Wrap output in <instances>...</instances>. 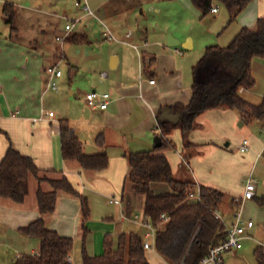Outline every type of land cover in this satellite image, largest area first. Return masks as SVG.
<instances>
[{
	"label": "crops",
	"instance_id": "1",
	"mask_svg": "<svg viewBox=\"0 0 264 264\" xmlns=\"http://www.w3.org/2000/svg\"><path fill=\"white\" fill-rule=\"evenodd\" d=\"M69 1L0 0V19L3 21V6L6 2L14 4L17 8L15 19L17 30L11 32L10 26L6 24L8 33L0 35V161L12 144L21 153L32 157L41 169L56 170L67 175L70 181L79 188L80 193L90 198L92 202L95 199L92 197L93 192L102 193L104 196L111 194L113 197H110L109 203L120 205L122 213L114 211L113 214L110 213L105 217L111 226L105 236L110 234L116 241L121 233L132 232L140 235L144 242L154 243L155 238H147L150 229L145 221L148 219L144 211L145 197L137 194L132 182L128 180L130 166L125 154L130 151L155 148L154 139L160 133L157 114L162 106L173 105L178 102L184 104L190 102L193 82L189 78L190 70L193 69L199 59L193 63L189 57V51L198 45L203 55L207 46L214 45V43H210L213 42L214 37L223 39V42L227 43H221L222 46H227L243 27L256 28L258 19L264 17V0H249L248 5L238 13L234 21L230 22L229 28L224 26L226 20L230 21V14L224 19L222 16L218 24L210 26L209 30L198 36L190 31H162L159 35L153 36L154 39H149V35L140 28L138 29L139 34H133L130 28L126 29L121 37H117L111 29L110 22L115 16L135 9L142 13V7L135 5V2H141V0L103 1L96 9L105 21L108 20V23L92 9L91 0H87V2L93 14L88 13L82 6H77L76 0H72L82 14L77 19H70L63 9L64 4L69 3ZM32 12L40 15L43 25L41 24L40 27L29 26L27 29L24 23L27 18L32 16ZM210 12L214 18H217L220 8L218 7L217 12ZM193 13L197 14L196 12ZM84 17H92L101 23L103 26L102 46L103 49L107 50V53L102 51L103 58L107 62L101 64L102 67L99 68L96 65L89 67V75L82 74V68L70 60L61 45L52 49L51 40L47 34L48 31L54 29L56 41H58L57 37L59 36H66L65 39H67L70 34L65 28L63 32L59 30V24H56L57 20L62 18H66L67 22L77 20L76 28ZM193 17L195 16L193 15ZM222 27L225 30L219 32ZM106 29L110 30L113 38L104 36ZM36 31L43 34L38 37L39 41L32 34ZM19 33H21L20 36H18ZM79 33L85 34L84 32ZM85 35L89 40L88 34ZM34 39L36 43H34ZM215 44L220 45V43ZM58 50L61 52L58 53ZM92 55L94 53H91ZM151 57H154V62L152 67L146 70L144 61L146 62ZM63 59L68 62L67 78H64V71L60 69ZM55 64L62 71V75L55 78L57 83H62L65 88V84L69 81L73 87L70 93L81 96V100H76L75 103L66 90L57 93L59 84L58 90H53L50 87V76L46 72V68ZM252 73L256 79L255 86L259 87L260 81H263L264 95V58L253 59ZM157 75L158 77H156ZM151 79L155 80L154 83L150 82ZM88 80L90 86L87 87L89 89L83 87ZM91 90L99 93L107 92L111 95L107 108L102 109L89 104L87 94ZM49 93L53 94L57 102L66 101V109L61 108V117H57L55 112L53 116H49L48 112L51 110L45 111L44 101ZM239 93L242 98L250 103L259 104L261 102L260 100H250L249 96L245 92L242 93L241 90ZM230 110L225 114L238 118L237 114L233 112L234 110ZM216 112L217 109L204 111L196 119L198 128L192 131L189 136V141L194 146L188 148V151L198 153L191 158V162L193 161L194 164L196 161L200 166H204L206 156H201V158L199 156L205 149H212L213 152L223 154L226 151L217 144L214 137L217 133L210 132L206 125L208 115ZM62 118L70 120V124L83 143L84 151L87 154L99 152L108 154L110 162L106 169L87 171L77 161L63 158L58 127V120ZM243 118L244 121L256 120L263 127L264 122L245 116ZM2 131L4 134L1 133ZM101 133L104 136V146H99L95 140ZM169 138L174 143V149L168 150L165 154L172 164L175 177L179 180L194 182L195 189L199 188L200 185H207L222 190L225 197L219 211L228 224L232 223L236 209L233 205V199L242 196L246 185V183L243 185L245 180L243 178L247 176V181L248 176L253 175L255 164L264 157V142L260 144L255 138L250 141L249 150L244 152L243 162H235V176H223L216 179L210 176V178L205 179L204 175H192V179L190 177L182 179L183 177H177L174 164L179 166V172L184 174L183 168L186 165L189 167L187 162L192 153H189V156L184 154V147L183 151L180 149V146L182 148V135L179 129H175ZM229 144L228 142L226 146ZM196 157L203 160L197 161ZM188 167L186 169L190 171ZM251 168L252 170L249 171ZM247 172L249 175L246 174ZM256 180L257 196L260 182L257 178ZM152 188L156 193L169 190L168 185L162 182H154ZM118 194H120L118 197L121 198L120 203L114 199ZM130 196L137 198L138 205H132ZM30 197L32 202L29 201ZM247 202V200L243 201L240 206L242 216L254 222L253 214H251L252 209L259 216L258 220L264 223V207ZM245 203L246 209H248L246 216L242 211ZM80 211L81 202L79 198L60 192L55 212L46 217L47 224L62 235L75 238L80 236ZM0 215V232L4 231L6 227L18 229L38 218L40 212L35 202L34 185L32 184L28 200L23 204H16L0 197ZM127 222L128 225H126ZM255 228L256 223L254 222V226L247 230L248 237L244 239L241 249H233L223 253V264H257L255 249L261 246L264 251V243L252 233ZM93 239V235L88 233L86 248L90 255L96 256L98 251ZM247 241H256L257 245L249 244L246 246ZM153 248L155 249V247ZM39 249L40 245L33 247L30 253L38 254ZM73 249L69 258L72 264L75 262ZM22 255L23 253H18L16 260ZM147 258L150 264H170L157 251L148 254Z\"/></svg>",
	"mask_w": 264,
	"mask_h": 264
},
{
	"label": "trees",
	"instance_id": "2",
	"mask_svg": "<svg viewBox=\"0 0 264 264\" xmlns=\"http://www.w3.org/2000/svg\"><path fill=\"white\" fill-rule=\"evenodd\" d=\"M192 4L207 16L215 0H191ZM223 3L235 20L249 3V0H217ZM17 8L6 2L3 6L5 23L15 32ZM72 43L88 42V37L79 32L67 36ZM254 58H264V17L257 21L256 28L243 27L227 46H207L204 54L193 66L192 97L188 104L175 103L162 106L157 114L162 144L150 150L130 151L125 154L130 172L128 180L132 182L137 194L145 197V215L156 228L154 247L170 264H200L210 253L211 248L227 238L225 224L215 213L219 211L225 193L215 187L200 185L201 200L189 199L195 190L194 182L179 180L175 177L172 164L165 154L174 147L169 135L179 129L183 147L194 146L189 141L190 132L197 126L196 119L204 111L215 108L238 110L243 116L264 122V96L259 104H253L242 98L241 88L251 89L256 85L252 73ZM154 57L145 64L149 70ZM166 111V119L162 120ZM59 132L62 143V155L65 160H75L87 171L106 169L110 159L106 152L87 154L84 145L74 128L66 118L59 120ZM99 146H104V136L97 137ZM264 155V153H263ZM162 182L169 190L156 193L152 184ZM32 184L35 187V202L40 216L21 226L20 232L28 237L40 240L38 254H23L13 264H72L70 254L74 238L62 235L48 226L46 217L56 210L60 192L79 198L80 236L83 241V264H150L142 237L136 233H121L115 241L110 234L104 238V252L92 256L87 252L86 240L89 230L86 226L91 208L89 200L72 184L67 175L56 170H43L34 159L21 153L12 144L0 161V197L23 204L28 200ZM253 199L264 206V195ZM234 203V201H233ZM235 208L238 203L233 204ZM168 220L163 222L161 216ZM192 244L190 250L188 248ZM257 264H264L263 247L255 249ZM186 256L184 263L182 260Z\"/></svg>",
	"mask_w": 264,
	"mask_h": 264
},
{
	"label": "rangeland",
	"instance_id": "3",
	"mask_svg": "<svg viewBox=\"0 0 264 264\" xmlns=\"http://www.w3.org/2000/svg\"><path fill=\"white\" fill-rule=\"evenodd\" d=\"M103 1H107V0L90 1V5L92 9L102 19L103 17L97 11L96 7L99 4H101ZM135 5L137 7L139 6L142 7V13L139 10L136 11V9L133 11L128 10L122 15L115 16L113 21L110 22V25L112 27L111 29L113 30L114 34L117 37H121L122 36L121 34H123L126 31V29L129 28L131 29V31H133V34H137L139 28L141 30L144 29V31L149 35V39H154L153 36H155L156 34L159 35L162 31H172V32L190 31L194 33L196 36H198L209 30L210 26H215L216 24H218L222 16L224 19L227 15H229V11L227 10L226 6L217 0L213 2V6H218L220 8V13L218 14L217 18H214L211 12L205 17L201 16L200 11L192 4L191 0H141V2L138 1L135 2ZM63 9L64 11H66L67 13L66 15L70 19H77L82 14V12L75 6L72 0H70L69 3L67 4L65 3ZM193 12H196L197 14L195 15ZM193 15L195 17H193ZM39 16L40 15L38 13L32 12V16H30V18H27L25 20L24 23L25 27L29 29V26L40 27L41 24L43 25L42 19ZM57 22L56 24H59V30L63 32L65 28V24L67 23V19L66 18L58 19ZM105 22L108 23V20L106 19ZM229 24L231 23L226 20V24L224 27L229 28ZM224 27H222L219 30V32L225 30ZM29 31L31 32V30ZM77 31L88 34L89 42L72 43L69 42L67 39H65L63 42L60 43L59 41H56V34H55L56 32L54 31V29H52V31H48L47 34L50 37L52 49L54 48L56 49L58 46L61 45L62 49H64L68 57H70V60L75 65L80 66L82 68V74L89 75L90 74V71H88L89 67L91 68L92 65H96V67L99 68L102 67L101 64H105L107 62V60L103 58V54H102V51L104 53H107V50L103 49L102 46L103 38L101 37V35L103 32V26L97 19H94L92 17H84L81 23H79L74 30V32ZM5 33H8L7 25L5 23V20L3 21L0 19V35ZM32 34L34 35L33 37H36V40L40 35H43L42 32L39 31H36ZM20 35L21 33L18 34V36ZM36 40L35 39L33 40L34 43H36ZM212 41L213 42L210 43H214V45H217L215 43H220L219 46H222L224 43H227V42H223V39L217 37L216 38L214 37V40ZM60 52L61 51L58 50V53ZM91 53H94V55L96 56L94 55L91 56ZM188 54H190L189 57L191 58V61H193V63H196V61L202 57L201 56L202 52H200L198 45L196 48L189 51ZM89 55L90 57H87ZM67 65L68 62L63 59L60 64V69L64 71V78L68 77ZM156 77H158V75ZM189 78L190 81L193 80L192 70H190ZM58 84H59V90L57 91V93H61L66 90V92L70 94V97L72 98V100H74L75 103L81 100V96L79 97L76 96L77 94L74 95L70 93L73 87L69 81L67 84H65V88L62 83L58 82ZM87 86H90L89 80L87 81V84L83 87H87ZM87 88L89 89V87ZM262 89H263V81H260L259 87L254 86L251 89L241 88L240 90L242 91V93L245 92V94L249 96L250 100L262 101L264 96ZM66 104H67L66 101L57 102L53 94L51 93L47 94L44 101L45 111L51 110L57 114V117H61L62 114L61 108L63 107L64 109H66ZM215 109H217V112H220L221 114L216 112L208 115V117L206 118V125L209 127L210 132L214 131L217 133L214 137L216 138L217 144L221 146L223 150H226L225 153L223 154L219 152H213L212 149L203 150L201 155L199 154L200 155L199 157L201 158V156L203 157L206 156L204 158L206 160L204 166H200V164H198L196 161L195 164L193 163V161L191 162V158L198 155V153L196 151L190 152L188 151V148H185L184 154L189 156H190L189 153L193 154V155L191 154V156L188 158L187 164H189V167L188 165H186L190 169V171L187 170L186 169L187 167L185 166L186 168L185 167L183 168L184 174H182V172H179L180 170L179 166L174 164L176 167V173L178 178L183 177L182 179H187L190 177V179H192V175H197V176L204 175L203 177H205V179L208 177L210 178V176L214 177L215 179L223 176L226 177L235 176L236 174V169L234 166L235 162L236 161L243 162L242 158L245 156V153L239 151L238 149L239 145L243 142V140L247 139L249 145L251 143L250 141L253 140L254 138L260 144L261 142H264V128L261 127L262 126L261 123H259L256 120L244 121L243 116L236 109H232V110H234L233 112L237 114L238 118L233 116H228V114L227 115L225 114L228 113V111H231L230 110L231 108H215ZM58 127H59V120H58ZM197 128L198 125L192 131H194ZM1 133L4 134V131H2ZM7 138H9L8 135ZM95 140L97 143V137ZM228 142L230 144L226 146ZM173 149L174 147L171 148V150ZM180 149L183 151V140H182V148L180 146ZM165 152L167 153L168 150H166ZM196 158L197 161L203 160L198 157ZM251 170L252 168L249 171ZM246 174L249 175L248 172ZM253 175L260 182L257 190V196H262L264 193V157H262L260 161H258L255 164L253 169ZM246 178H243L245 179L243 185L246 183ZM72 184L74 185L73 182ZM74 187L79 191V188H77V186L74 185ZM118 196H120V194H118L114 199L117 201V203H120L121 198ZM92 197L95 198L93 202L90 200V198H88L91 208V214L86 226L89 230V235H93L94 237L93 240L98 251L97 254L100 255L104 252L105 234L111 229V226L109 222L105 220V217L110 213L113 214L114 211H116L117 213L120 212L122 213L121 211L122 207L120 205H112L109 203V199H111L110 197H113L111 196V194H107L106 196H104V194L102 193L97 194V192H93ZM129 198L131 199L130 201L133 206L138 205V202L136 201L137 200L136 197L130 196ZM29 201L32 202L31 197ZM247 201H248L247 203L252 202L254 205H259L255 199H249ZM242 211L243 213H245L244 216H246V212L248 211V209H246V203ZM251 214H253L252 217L254 219V222L256 223V228L252 231V233L256 236V238H258L261 242L264 243V227H263L264 223L261 220H258L259 216H257L252 209H251ZM126 225H128V222L126 223ZM125 227L127 229V226ZM130 227H132V224H130ZM74 241H75L74 243L75 245L73 249V256L75 257L74 264H83L82 263L83 241L81 236L78 235L77 237H75ZM255 242L256 241L253 242L247 241L246 246H248L249 244L256 246L257 243ZM39 245H40V240L38 238L28 237L24 235L23 233L20 232L19 228L14 230L11 229V227L9 228L6 227L4 231L0 232V264H13L16 261V256L18 255V253H23V254L30 253L33 247H39ZM153 252H156L153 247L151 249H146L147 256L148 254Z\"/></svg>",
	"mask_w": 264,
	"mask_h": 264
},
{
	"label": "built area",
	"instance_id": "4",
	"mask_svg": "<svg viewBox=\"0 0 264 264\" xmlns=\"http://www.w3.org/2000/svg\"><path fill=\"white\" fill-rule=\"evenodd\" d=\"M77 6H82L84 10L88 13L93 14L87 0H76ZM212 12H217L218 7H212ZM77 20H71L67 22L65 25V29L68 34H70L75 28ZM104 36L108 38H113V34L110 30L106 29L104 31ZM66 36L57 37L58 41H64ZM46 72L50 76V87L53 90H58V83L55 78L60 77L62 75V71L59 69L58 65H50L46 68ZM154 79H151L150 82L154 83ZM111 95L107 92L99 93L97 91H91L87 94V100L89 104L93 107H100L102 109L107 108ZM49 116H53L54 112H48ZM264 128V124H263ZM249 142L247 139H244L243 142L239 145V151L247 152L249 150ZM256 188H257V180L256 178L250 174L246 181V185L244 188V192L241 197H236L233 199L234 203H238L239 207H237L234 211V220L232 223L228 224L225 218L221 215L220 211L215 213L216 217L221 220L225 224L226 231L228 232L227 238L224 242L219 245L211 248L210 253L205 256L200 264H223L222 255L226 251L233 249H241L243 247V241L247 238V230L254 226V222L252 220H247L242 216L240 206L244 200L253 199L256 196ZM189 199L192 201L201 200L200 188H196L194 191L190 192ZM1 217V215H0ZM161 220L163 222L167 221L168 218L163 214L161 216ZM147 227L150 229V232L147 233V238H155L156 228L149 222V219L145 220ZM154 247V243L150 241L144 242L145 249H151Z\"/></svg>",
	"mask_w": 264,
	"mask_h": 264
},
{
	"label": "water",
	"instance_id": "5",
	"mask_svg": "<svg viewBox=\"0 0 264 264\" xmlns=\"http://www.w3.org/2000/svg\"><path fill=\"white\" fill-rule=\"evenodd\" d=\"M166 117H167V115H166V111H165V112H164V115H163V117H162V120H165ZM154 143H155V147H159V146L162 144V139H161V137H160V136H156L155 139H154ZM191 247H192V244L190 245V247L188 248V250H190ZM185 258H186V256H184V258H183V260H182V263H184Z\"/></svg>",
	"mask_w": 264,
	"mask_h": 264
}]
</instances>
